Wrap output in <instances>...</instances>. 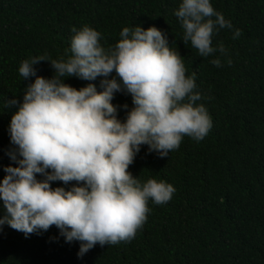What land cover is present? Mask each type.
Masks as SVG:
<instances>
[{"label":"trees","instance_id":"trees-1","mask_svg":"<svg viewBox=\"0 0 264 264\" xmlns=\"http://www.w3.org/2000/svg\"><path fill=\"white\" fill-rule=\"evenodd\" d=\"M181 2L0 0V181L7 166H17L8 154L16 147L9 126L24 89L36 76L54 75L48 61L33 65L36 76L27 79L19 66L36 56L59 59L66 49L70 55L73 27L87 24L101 33L100 42L107 47L120 39L123 27L155 26L183 57L187 74L195 73L194 91L203 97L197 104L212 119L203 140L185 136L166 157L141 145L128 170L142 182L164 180L175 192L162 205L149 200L150 212L133 239L97 243L78 257L80 242H66L55 225L25 236L4 224L0 264H264V0H210L233 27L213 36V46L223 42L227 55L208 57L182 40L183 28L174 14ZM236 29L241 35L233 39ZM216 58L221 67L210 63ZM102 79L71 76L64 82L77 89L91 83L102 91ZM13 99L19 103L5 108ZM111 103L117 118L125 121L133 107L131 95L116 92ZM37 179L44 177L37 174ZM73 184L51 182L66 190Z\"/></svg>","mask_w":264,"mask_h":264},{"label":"clouds","instance_id":"clouds-1","mask_svg":"<svg viewBox=\"0 0 264 264\" xmlns=\"http://www.w3.org/2000/svg\"><path fill=\"white\" fill-rule=\"evenodd\" d=\"M174 14L185 45L190 42L201 57L227 55L223 42L213 46V36L233 25L210 0H182ZM72 32L70 55L66 49L59 59L36 56L19 66L20 76L27 79L36 76L33 65L48 61L52 78L36 76L24 89L22 103L4 102L5 108L19 107L9 126L16 147L8 153L17 166H7L0 181L5 210L0 226L28 236L55 225L66 242H80L77 255L82 257L97 243L133 239L150 212L149 200L162 205L175 192L164 180L142 182L128 170L141 145L166 157L185 136L203 140L212 119L197 104L203 97L194 91L195 73L187 74L183 57L155 26L123 27L120 39L107 47L100 42L101 33L87 24ZM240 35L236 29L233 39ZM210 63L222 66L219 58ZM227 63L231 66V59ZM71 76L89 81L103 77V90L91 83L72 87L64 82ZM116 92L132 97L123 122L111 103ZM53 181L75 184L66 190L53 188Z\"/></svg>","mask_w":264,"mask_h":264}]
</instances>
